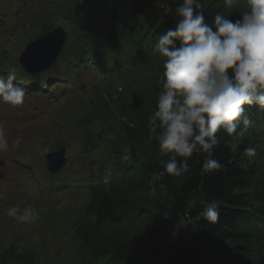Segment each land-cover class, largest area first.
<instances>
[{"label": "trees", "instance_id": "trees-1", "mask_svg": "<svg viewBox=\"0 0 264 264\" xmlns=\"http://www.w3.org/2000/svg\"><path fill=\"white\" fill-rule=\"evenodd\" d=\"M181 3L73 0L70 7L75 29L82 30L70 45L97 59L104 76L87 93L98 92L102 99L96 104L88 100L85 120L100 122L103 132L111 133L110 141L98 136L78 142L79 151L64 139L52 140L54 147L66 145L86 161L95 151L99 154L97 177L83 173L73 179L83 189L79 191L82 202L68 208L78 225L72 264H264V112L257 105L245 106L255 119L241 137L217 133L220 143L214 157L222 170L201 175L207 154H194L188 160L189 173L180 178L165 174L156 182L155 197L148 195L151 175L163 171L160 161L169 158L161 155L148 132V116L156 110L162 90L165 59L155 46L159 36L175 26L179 19L175 10ZM46 4L37 10L43 11V31L53 28L58 19L57 10H45ZM201 4L208 23H214L218 12L235 21L244 10L227 8L224 0H201ZM168 5L171 12L165 11ZM242 129L243 124L237 131ZM103 145L107 152L100 150ZM249 145L257 150L251 160L242 155ZM124 155L130 158L124 160ZM63 168L73 170L79 164ZM43 191L54 197L58 188ZM213 200L219 205V221L196 220ZM45 207L43 203L41 208ZM184 227L195 230L198 239L190 241ZM33 259L32 252L19 254L13 243L0 240V264H21V260L35 264Z\"/></svg>", "mask_w": 264, "mask_h": 264}, {"label": "clouds", "instance_id": "clouds-1", "mask_svg": "<svg viewBox=\"0 0 264 264\" xmlns=\"http://www.w3.org/2000/svg\"><path fill=\"white\" fill-rule=\"evenodd\" d=\"M224 5L243 8L241 18L233 21L218 12L214 23H208L200 11L201 0H182L175 10L179 17L175 26L158 38L155 50L165 58L163 83L156 110L148 116V132L161 155L169 158L160 161L163 171L151 175L149 196L155 197L156 182L165 174L180 178L189 173L188 160L194 154H207L201 175L222 170L224 166L214 157L220 143L217 133L241 137L252 125L245 106L264 109V0H224ZM165 11L171 12V5ZM15 80L13 72L7 78L0 75V99L14 107L22 105L26 96ZM241 124L244 129L238 132ZM8 148V134L0 127V152ZM242 155L251 160L257 150L249 145ZM104 182L109 183L108 177ZM6 214L18 223L39 219V210L33 206L14 205ZM184 216L191 222L188 213ZM201 218L212 224L219 221L215 200L197 213L195 219Z\"/></svg>", "mask_w": 264, "mask_h": 264}, {"label": "rangeland", "instance_id": "rangeland-1", "mask_svg": "<svg viewBox=\"0 0 264 264\" xmlns=\"http://www.w3.org/2000/svg\"><path fill=\"white\" fill-rule=\"evenodd\" d=\"M19 1L23 2V0ZM19 1L7 3L8 10L15 16L16 21L14 22L13 20L10 23L11 27L15 29V32H12L9 29L4 30L6 37L12 34V36H10L11 49L18 47L21 50H23V48L26 50V46L31 43L36 36L45 35V32L42 30L43 26H41V14L43 11L36 10L41 9L42 5L46 2H48V4H46L45 10L51 8H55L57 10L58 19L55 20V23L57 25H61L62 28L67 31L68 37L70 33L71 38H74L76 33H82V30H76L74 28L76 27L75 22L70 18H66V15H64V12L70 9L73 5V0H47L45 2L44 0H31L29 3L25 2L26 7L21 5ZM34 12L36 13L35 18L29 21L32 17V13ZM109 48L112 49L113 52L117 53V49L115 47L109 46ZM12 55L14 57L16 56L14 51H12ZM16 64L17 60L11 63V66H15ZM21 72L26 73L24 70H21ZM90 90L92 89L86 90L81 95L71 97L66 102L60 98L47 99L37 103H35L34 100V104L30 109L21 111L25 113L26 118L33 120L31 124L21 123L20 126H15L11 122L2 124L9 137V148L4 152H0L1 154H7V157L3 158L2 161L7 162L9 166H14L22 158H34L36 155H39L37 160L44 165V162L40 161L42 154L44 152L45 154L47 152H53V150L57 148L52 146L50 142H47V144L43 147L41 143H37L36 141L40 139L41 134H49L51 132V125L53 128L56 123L71 125L74 121L84 118L88 114H86V111L90 109L88 100L89 102L96 104L99 103V99H102V97L97 96L100 95L98 92L87 94ZM36 98L40 99L42 97L39 96ZM84 101L86 102L84 103ZM80 105L85 106L80 108ZM65 137L71 138L72 135L67 131ZM19 166L24 171L27 169L22 162H20ZM48 174L50 173L46 168L45 175L47 179L44 182L45 185L50 181ZM3 176L4 174H0V177ZM42 177H44V175L36 174L34 178L24 180L21 174L18 176L16 181V190L0 195V240L3 242L11 243L14 238H16L23 231L27 230L30 225H35L40 221L42 217L40 209L41 205L44 203V191L39 190V184L43 182ZM79 200H63L62 202H58L56 206L57 217L59 218L62 216L63 212L61 209L64 204L75 203ZM14 205L20 206L21 208L27 206L37 208L39 210V219L35 223L16 222L6 214L7 210ZM48 227L49 226H47L46 229ZM182 230L190 241H196L198 239V236L195 235V230L190 231L186 229V227Z\"/></svg>", "mask_w": 264, "mask_h": 264}, {"label": "water", "instance_id": "water-1", "mask_svg": "<svg viewBox=\"0 0 264 264\" xmlns=\"http://www.w3.org/2000/svg\"><path fill=\"white\" fill-rule=\"evenodd\" d=\"M66 41V33L62 27H58L53 32L37 36L27 45V51L22 57L26 68L35 69L54 58ZM65 150L64 147L59 151L47 153L46 161L50 168L60 167L64 164Z\"/></svg>", "mask_w": 264, "mask_h": 264}, {"label": "bare ground", "instance_id": "bare-ground-1", "mask_svg": "<svg viewBox=\"0 0 264 264\" xmlns=\"http://www.w3.org/2000/svg\"><path fill=\"white\" fill-rule=\"evenodd\" d=\"M10 3V2H9ZM10 5V4H9ZM75 28V27H74ZM36 179V178H35ZM83 179V178H82ZM85 179V178H84ZM86 181V180H85ZM87 182V181H86ZM56 190V189H55Z\"/></svg>", "mask_w": 264, "mask_h": 264}]
</instances>
